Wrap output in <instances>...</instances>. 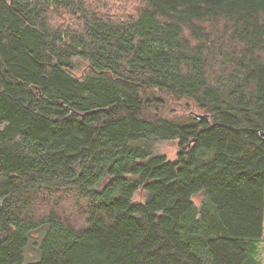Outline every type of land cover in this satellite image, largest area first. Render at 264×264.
<instances>
[{"label":"trees","instance_id":"1","mask_svg":"<svg viewBox=\"0 0 264 264\" xmlns=\"http://www.w3.org/2000/svg\"><path fill=\"white\" fill-rule=\"evenodd\" d=\"M262 133L264 0H0V264H262Z\"/></svg>","mask_w":264,"mask_h":264},{"label":"rangeland","instance_id":"2","mask_svg":"<svg viewBox=\"0 0 264 264\" xmlns=\"http://www.w3.org/2000/svg\"><path fill=\"white\" fill-rule=\"evenodd\" d=\"M68 20V18H66ZM75 63V75L77 76H85L86 74L89 73L90 71V65L87 60L81 59V58H76L74 60ZM159 96V95H158ZM160 97V96H159ZM162 98H165V103H167L166 107L163 109V112L165 115L169 116L170 118H177L182 115H204V112L199 111L197 108L192 107L191 109L188 110L187 106L185 103H179L176 101H172L171 98L162 95ZM160 97V98H161ZM161 98V99H162ZM163 100V99H162ZM195 116V115H194ZM153 149L157 154H162L166 156L169 160H175L177 159L178 153L181 152V147L179 145L178 140H166V141H154L152 144ZM146 198V193L145 192H139L135 196V201L136 202H144ZM203 195L199 194L196 195L193 198V201L200 205L201 202L203 201ZM61 206L63 208L70 206L71 202H67L66 200H61ZM259 260L261 261L262 264H264V234H263V239L260 244V253H259Z\"/></svg>","mask_w":264,"mask_h":264},{"label":"water","instance_id":"3","mask_svg":"<svg viewBox=\"0 0 264 264\" xmlns=\"http://www.w3.org/2000/svg\"><path fill=\"white\" fill-rule=\"evenodd\" d=\"M197 117L198 118H201V119H204L205 117H207V116H204V115H197ZM263 134V136H264V133H262Z\"/></svg>","mask_w":264,"mask_h":264}]
</instances>
